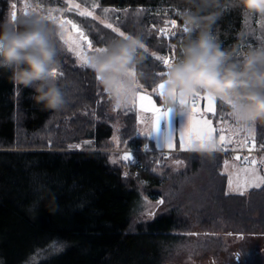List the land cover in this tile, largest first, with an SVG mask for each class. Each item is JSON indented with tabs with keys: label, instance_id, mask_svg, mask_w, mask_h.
<instances>
[{
	"label": "trees",
	"instance_id": "trees-1",
	"mask_svg": "<svg viewBox=\"0 0 264 264\" xmlns=\"http://www.w3.org/2000/svg\"><path fill=\"white\" fill-rule=\"evenodd\" d=\"M32 1L44 7L67 6L60 0ZM96 1L99 11L105 6L115 8L114 24L146 44L148 51L140 50L143 59L132 66L142 89L149 90L166 79L157 74L167 72L168 67L156 61L153 53L170 52L175 61L180 57L188 35L181 19L185 10L217 14L211 32L224 49L235 48L233 59L264 45V15L242 14L233 0H219L212 8H199V0ZM10 6L11 0H0V27L20 26L19 21L8 22ZM72 14L82 26L87 24L86 32L98 33L89 37L94 42L103 37L108 46L122 39L113 37L98 20ZM170 19L182 26L174 29L176 36L161 38L152 32L153 25L161 28ZM56 46L62 75L53 79L61 85L67 101L60 111L42 110L31 98L32 89L14 85L9 70L0 68V264H164L172 245L195 225L209 226L223 217L227 218L223 230L239 237L241 251L249 257L252 251L248 253L245 237L264 234V185L243 195L228 192L222 168L231 155L219 148L177 151L183 167H164L158 172L157 161L166 156L154 149L151 138L137 136L135 109L116 112L119 147L132 148L135 159L124 161L115 152L111 154L108 149L116 146L111 139L114 116L108 112L112 99L90 67L76 66L60 39ZM228 108L217 101L219 115L214 120ZM257 138L255 145L264 147L261 136ZM145 144L149 150L138 149ZM111 156L116 157L114 161ZM260 161L264 175V161ZM200 171L210 176L209 199L199 196L205 201L202 207L193 208L184 199L172 203L163 196L170 203L166 210L148 219L137 217L142 193L154 198L168 183L167 191L182 197L188 188L185 180ZM57 242L62 250L51 248Z\"/></svg>",
	"mask_w": 264,
	"mask_h": 264
},
{
	"label": "clouds",
	"instance_id": "clouds-1",
	"mask_svg": "<svg viewBox=\"0 0 264 264\" xmlns=\"http://www.w3.org/2000/svg\"><path fill=\"white\" fill-rule=\"evenodd\" d=\"M218 5L219 0H199V8ZM233 6L242 14L264 15V0H233ZM181 19L188 35L180 57L167 68L160 104L181 114L188 105L180 101L199 92L227 104L232 119L241 127L264 123V45L249 48L233 59L235 48L224 49L211 32L217 14L185 10ZM19 24L0 27V68L9 70L14 85L31 88V98L42 110L60 111L67 101L52 69L58 66L56 40L61 28L39 14L22 18ZM141 44L138 36L129 34L126 39L110 42L107 52L89 56L88 65L99 77L98 83L116 102H126L136 90V80L128 70L143 59Z\"/></svg>",
	"mask_w": 264,
	"mask_h": 264
},
{
	"label": "rangeland",
	"instance_id": "rangeland-1",
	"mask_svg": "<svg viewBox=\"0 0 264 264\" xmlns=\"http://www.w3.org/2000/svg\"><path fill=\"white\" fill-rule=\"evenodd\" d=\"M38 2L39 1L33 2L32 0H11V5L15 3L17 6V20L15 22L20 21L22 18H24V5L25 3H27L29 5L28 11L32 13V15H48L50 9H55V11L52 12V15L63 17L65 19H72L75 23L81 24L79 20L75 18V15H73L72 13H67L65 11L67 6L62 7L61 5H58L44 7L43 4ZM72 2L79 3L81 5V10L87 7L90 11L94 12L95 16H98L101 20H104L105 23L114 24L113 19L116 18V13L118 11H110L108 13H105L103 11V9L106 7L113 8L112 6L102 7L101 11H99L97 9L98 7L93 8V4H98L96 0H72ZM11 12L12 7L10 6L8 22L12 24L13 21L11 20ZM171 20L176 19H170L166 21ZM114 26L117 27L115 24ZM168 26L169 28H171L170 24ZM163 27H165V23L161 25V28ZM180 27L176 25L177 30H179ZM61 44L66 54L68 56H71L67 53L66 46L62 43V41ZM84 50L85 52H88L86 48ZM88 54L92 55L91 53ZM164 55L168 56L172 60V63L175 61V57L174 55H172V53L169 52ZM142 90L145 93H151V89ZM109 96L112 99V103L108 109V112L114 116V120L111 121L113 125V133L111 139L116 144V146L109 148L108 151L111 152V154L115 152L116 155H120L121 157H123L126 153H130L132 155V159H135V151L132 148L125 147V145L119 147L120 135L118 133V128L120 125V119L118 118V116H116V112L118 109L132 108L130 106L126 107L124 102H122L120 106L117 107L114 98L110 94ZM153 99L156 100L154 96ZM156 102L158 106H162L157 100ZM200 107L201 109H203V101H201ZM189 108L190 106H188L187 111H189ZM135 110L137 112V132L139 133L150 127L151 114L140 113L138 109ZM228 113H230L229 108L227 110L222 111L218 121H215L214 118L209 115V119L213 120V127L218 129L216 132L213 133V141L217 144L216 149L219 148V135L221 134L219 129L221 128L225 129V135L229 134L230 129L232 130L231 134L233 138V144L231 145L233 146H239V142L245 140L247 137H251V139L253 140L254 138H257V135L261 136V144L264 145V123L251 122L247 128H244L237 125L232 119V117L227 116ZM138 117L143 119V123L138 122ZM186 122V113L177 114L176 112H170L167 119H161L159 129L158 131L153 132L151 139L155 142V144L158 140L163 142V138L165 137V135L168 132H171L173 135H175V145H178L180 147L179 131L182 125L186 124ZM236 128H242V131L236 132ZM141 148L143 151H146L144 147L141 146L138 149ZM255 149L259 152L247 157H249L250 159L257 160L258 174L263 175L259 165L261 162L260 159L264 161V156H262L261 153V150H264V147L256 145ZM173 150H165L163 153L158 152L159 154L161 153L166 156L165 159H158L156 164V170L158 172H163V170L165 169L164 167L172 168V170L183 167L184 163L178 160V152ZM193 150L201 149H199L198 147H194ZM236 155L239 154L235 153L234 155H231L225 159V161L228 162L227 166H225V162L223 164L222 172L227 176V180L228 175L232 173L236 168L245 167L242 162L243 159H241L240 161L235 160ZM115 158V156H111L110 160L114 161ZM225 167H227V171H225ZM209 178L210 176L207 172L200 171L194 178H189L188 180H185L184 185H187L188 188L183 191L182 197H178L177 195L174 196L173 190L167 191L169 189L168 183L162 187V190H164L163 193L157 194L154 198H151L145 193H142V196L136 206V210L140 212L137 217H139V219H148L153 216L151 215L152 213L156 214L166 210L170 206V203L164 201L163 196H166L165 200H168L172 203H178L181 199H184L186 200L185 202L187 205H194L193 208L197 207V209H199L200 207H202L201 204L205 203V201H200L202 197L199 196L205 195L206 201L209 199V191L207 185V181L209 180ZM248 190L237 189L235 186L229 188L227 185V191L232 193L239 194L240 191L246 193ZM185 194H191L192 197L190 198L189 195L186 196ZM160 200H163L162 204H158V201ZM230 214L232 213H228L227 215ZM226 219V217H223L222 219H217L215 223H212L209 226H204L201 224L195 225L194 229H190V232H187L186 236L183 239L178 242H175L174 245H172V250L170 251V254L164 264H211L213 261L216 264H264V234H251L250 236L247 235V237H245L244 243L247 247L248 253L250 254V252L252 251L249 257L245 256V254H243V251H241V242L239 240V237L235 233H230V231L228 232L226 230H223V226L226 224Z\"/></svg>",
	"mask_w": 264,
	"mask_h": 264
},
{
	"label": "snow or ice",
	"instance_id": "snow-or-ice-1",
	"mask_svg": "<svg viewBox=\"0 0 264 264\" xmlns=\"http://www.w3.org/2000/svg\"><path fill=\"white\" fill-rule=\"evenodd\" d=\"M60 2H66L67 13H75L78 17L82 18H91L93 21L99 20L100 24L103 25L104 29L111 30L113 37L119 38H128V35L121 30L120 27H115L113 23H105L104 20H101L100 17L95 16L93 11H90L87 7L81 10V5L79 3H73L72 0H60ZM12 12H11V20L15 22L17 20V6L16 4H12ZM29 5L25 3L23 15L24 17L32 15L28 11ZM99 7L98 4H93V8ZM55 9H50L48 15H42V17L51 21L54 25H58L61 28L60 41L66 46V51L70 54L74 60L76 61V66L78 67H86L88 65L89 54H103L108 51V46L105 43V39L100 37L96 42L91 40L90 35H98V33H93L90 30L88 32L85 31L87 24L81 26V24L75 23L72 19H65L63 17H58L52 15V12ZM103 11L108 13L110 11L116 12L117 10L114 8H104ZM171 25L169 28L168 25ZM177 22L176 20L165 21V27L157 28L155 25L152 26V32L157 33L161 38L164 37H174L177 33L174 31L176 28ZM183 32L186 33V29L183 28ZM151 34V33H150ZM85 48H87L88 52H85ZM141 49L145 52L148 51L145 43L142 42ZM156 61L161 62L164 66L169 67L172 63V60L165 55H156L152 54ZM151 58V57H150ZM61 74L58 68L52 69V77L56 78L57 75ZM128 74L131 75L136 80V73L134 68H130L128 70ZM160 77L167 76V72H161L157 74ZM98 81L99 77H95ZM164 82V81H163ZM160 82L155 85V87L151 88V93H145L142 88L143 86L139 84L136 80V90L129 94V98L125 103V106H130L132 109H138L140 113H150L151 114V124L150 127L137 133V136H145L150 139L153 135V132L158 131L160 121L162 118L167 119L169 113H175V110L170 107L158 106L156 100L153 99V96L159 99L161 94V90L164 87V83ZM121 89H117V93H120ZM201 101L204 102V107L201 109L200 104ZM122 102L117 100L116 106L119 107ZM180 103L187 104L190 106L189 111L183 112L187 114V122L183 124L179 131V143L181 150H193L194 147H198L201 150L214 151L217 147V144L213 141V133L218 129L213 127V120L209 119V115L212 117H217L219 114L217 112V100L210 95H201L199 92L194 93L191 99L182 100ZM231 103V102H228ZM227 105V104H225ZM181 113V114H183ZM227 116L231 117V113H228ZM138 122L143 123V119L138 117ZM255 123V122H253ZM219 145L222 150L235 151L234 148L228 147V145L233 144L232 138V130H229V134L225 135V129H219ZM236 132L242 131V128H236ZM136 137H133L135 139ZM175 135L171 132H168L163 138V142L157 141L154 149L158 152L163 153L165 150L171 151L175 148L174 143ZM87 143V142H86ZM239 146L241 148L248 147V141L242 140L239 142ZM72 147V146H70ZM75 147H80V145H76ZM145 150L149 149L148 144L144 146ZM255 141L253 139L252 148H249L251 151L255 148ZM122 159L124 161H131L132 155L130 153H126ZM242 158L240 155L235 156V160L240 161ZM243 164L245 167L236 168L232 173L228 175L227 185L229 188L235 186L237 189L248 190L251 187L260 188L264 185V175L258 174L257 168V160L250 159L249 157H243ZM228 162L225 161V166H227ZM250 165V166H249ZM225 171H227V167H225ZM224 174V173H222ZM226 195L229 193H225ZM239 194L243 195L244 192L240 191ZM163 200L158 201V204H162ZM151 215H155L152 213ZM242 238V237H240ZM51 248L55 251L62 250V245L57 243H53ZM37 255L40 254L39 250H37ZM34 259V257H33ZM42 260H46V256H41ZM38 264V262H37Z\"/></svg>",
	"mask_w": 264,
	"mask_h": 264
},
{
	"label": "built area",
	"instance_id": "built-area-1",
	"mask_svg": "<svg viewBox=\"0 0 264 264\" xmlns=\"http://www.w3.org/2000/svg\"><path fill=\"white\" fill-rule=\"evenodd\" d=\"M246 140L248 141V147H246V148H241L240 146L228 145V147L235 149V151H228L230 153V155H234L235 153H238L243 159V157L254 155L255 153L259 152L255 148H253L251 151H249V148H252L253 140L251 139V137H247ZM219 150H222L220 145H219ZM222 151H224V150H222ZM224 152H226V151H224ZM261 153H262V156H264V150H261Z\"/></svg>",
	"mask_w": 264,
	"mask_h": 264
},
{
	"label": "crops",
	"instance_id": "crops-1",
	"mask_svg": "<svg viewBox=\"0 0 264 264\" xmlns=\"http://www.w3.org/2000/svg\"><path fill=\"white\" fill-rule=\"evenodd\" d=\"M175 150H173V151H180L181 150V148L178 146V145H176V147L174 148ZM218 149V148H217ZM182 151V150H181Z\"/></svg>",
	"mask_w": 264,
	"mask_h": 264
},
{
	"label": "flooded vegetation",
	"instance_id": "flooded-vegetation-1",
	"mask_svg": "<svg viewBox=\"0 0 264 264\" xmlns=\"http://www.w3.org/2000/svg\"><path fill=\"white\" fill-rule=\"evenodd\" d=\"M211 264H216L214 261Z\"/></svg>",
	"mask_w": 264,
	"mask_h": 264
}]
</instances>
